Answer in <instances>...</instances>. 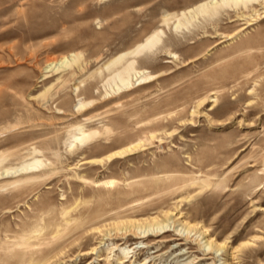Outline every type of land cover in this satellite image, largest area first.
Returning <instances> with one entry per match:
<instances>
[{"label": "rangeland", "instance_id": "rangeland-1", "mask_svg": "<svg viewBox=\"0 0 264 264\" xmlns=\"http://www.w3.org/2000/svg\"><path fill=\"white\" fill-rule=\"evenodd\" d=\"M209 1L0 0V264H264V0ZM157 30L131 85L111 81L114 60ZM144 105L160 112L151 143L107 158ZM78 128L95 133L69 147ZM153 154L199 159L210 185H174L136 211L125 176ZM99 192L120 201L101 209Z\"/></svg>", "mask_w": 264, "mask_h": 264}, {"label": "bare ground", "instance_id": "bare-ground-1", "mask_svg": "<svg viewBox=\"0 0 264 264\" xmlns=\"http://www.w3.org/2000/svg\"><path fill=\"white\" fill-rule=\"evenodd\" d=\"M219 1L232 2L234 5H246V3L250 0H210L209 2L217 4ZM192 10H194L195 12H203L207 14L215 12V9H208L206 3L198 4ZM183 17L186 21L191 18V16H189L188 18L185 15ZM179 26L180 24L178 21L175 24V28ZM159 33H161V30H157L150 33L143 41L137 43L134 48L118 56L114 61L120 63L121 65L119 69L115 72V74L112 76L111 81L114 82L117 79L122 87L130 86L131 76L139 74V71L135 70L134 66L135 55L139 54L146 46L151 47L155 42H157L160 38ZM79 55L80 54L78 53H71L70 56L62 57L63 59L59 61V65L61 67H66L72 64H76L78 62ZM127 55L131 56V58L122 62L124 57ZM70 74H73V71H71ZM148 77L149 76L144 74L140 76V81ZM114 84L117 85L116 83ZM78 106H82V103H79ZM147 106L148 105L140 106V108H132V111H130V114H128V121H130L129 126L132 131H138L133 136L125 138L123 143H121V145L117 147L116 150L107 155V158H111L115 155H132L137 151H144L145 146L151 143L152 138H154L153 130L155 124H157L156 121L159 119L158 115L160 112L155 111V109H147ZM138 115L142 116L143 118H140L138 120L135 119ZM139 122H144L146 125L144 124L143 126L138 127L137 124ZM104 129L107 130L108 128L105 127ZM77 130L79 131V135H73V141L70 142L69 147H72L74 145V142L76 141H82L83 138L90 137L91 133L94 132H85L82 128H78ZM30 151V153L39 152V150L35 147H32ZM166 155L167 154H163L162 156H159L161 159L157 160V155L153 154L152 160L147 162V165L143 167L144 169H139V175L132 174L130 176H125L126 182L130 184L131 193L139 194L135 198V202H140L136 206V211H141L142 213H144L153 209L154 204L155 206H161V203L164 200V195L167 193L168 190H170L169 188L174 187V185H179L181 187L193 184H200L201 187H207L210 185L209 178L211 175H214L213 173H210V171L205 172L203 177H197L194 175L196 172H203V170L206 169L204 163H201L199 159H192L191 156H188V163L186 165H183L179 158H176L174 156H171V158H167ZM6 159L7 158L4 155H0V163ZM42 163L43 160L41 158H34L31 161L20 163V165L16 167L8 168V170H5V172L13 173L19 171H28V169H32L33 167L41 165ZM136 166V168H138V165ZM157 169L160 170L157 171ZM195 169L197 170L194 171ZM189 173L192 174L191 177H189ZM135 178L142 179L134 180ZM114 182V179H110L105 181L104 184L112 185ZM110 193L112 194V192ZM110 193L99 192L97 196L95 195V200L97 201V204L101 207V209L104 207L103 205L114 204L120 201V192H118L117 195L114 197H112ZM155 198L158 199L155 202L152 201ZM78 201L79 199L75 198L74 203L78 204ZM99 209L100 208H97L91 212H98ZM67 221L68 211H65L62 214L61 223L59 224L65 225ZM168 225L169 224L167 222L158 223L155 227L148 225V229L144 230L145 228H143L142 232H148L149 230L154 231L157 228H165ZM181 226V229L189 234L190 229H188V227H186L184 224ZM120 253L124 257V255L128 254V249L121 248ZM118 263H122V260L120 259Z\"/></svg>", "mask_w": 264, "mask_h": 264}]
</instances>
